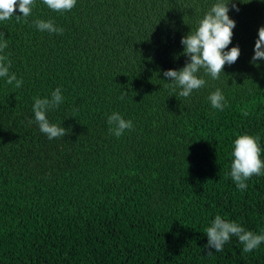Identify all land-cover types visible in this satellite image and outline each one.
<instances>
[{
    "label": "trees",
    "instance_id": "trees-1",
    "mask_svg": "<svg viewBox=\"0 0 264 264\" xmlns=\"http://www.w3.org/2000/svg\"><path fill=\"white\" fill-rule=\"evenodd\" d=\"M245 2L229 4L239 58L219 79L201 69L187 98L163 73L185 66L181 39L216 0H77L66 12L35 0L30 16L0 21V54L23 80L0 77V264H264V242L205 247L216 215L264 234V174L244 191L230 176L240 134L259 138L264 160V60L251 62L264 0ZM58 87L46 116L68 132L48 139L32 106ZM112 112L133 124L119 138Z\"/></svg>",
    "mask_w": 264,
    "mask_h": 264
},
{
    "label": "clouds",
    "instance_id": "clouds-1",
    "mask_svg": "<svg viewBox=\"0 0 264 264\" xmlns=\"http://www.w3.org/2000/svg\"><path fill=\"white\" fill-rule=\"evenodd\" d=\"M76 2L77 0H43L49 9L56 12L71 11L76 6ZM237 2L246 3L245 0H216V3L197 21V28L194 31L190 30L182 37L181 44L184 46L182 54L189 58L188 61L179 70L169 69L163 73L164 77L171 81L169 86L173 90L177 87L181 89L178 93L180 97L187 98L194 90L204 87L205 80L197 75L201 69L213 79H219L220 73H224L225 65H231L239 58V46H233L230 49L228 47L232 43L233 29L236 26L235 20L229 16V4L231 3L232 8L239 11ZM34 3L35 0H0V21L9 20L13 16L19 21L22 17L30 16ZM17 7L22 15L15 14ZM33 23L41 32L63 33V29L56 27L52 20L37 19ZM0 36L4 34L0 33ZM7 47V39L0 40V53H3ZM258 60H264V26L258 29V39L255 42L251 62L255 63ZM10 67L11 61L8 56L0 54V77H6L7 84L12 85L15 82L14 86L20 88L23 80L17 79L15 73L9 74ZM208 99L213 108L223 109L225 97L220 89L212 92ZM63 101L64 97L59 87L51 93V99L34 98L32 111L35 121L48 139L63 137L68 132L62 126L50 123L46 116L49 109L58 107ZM107 122L110 125L109 132L118 138L126 129L133 128L132 121L125 120L118 112H112L107 117ZM261 152L258 137L240 134L234 140L230 176L239 190H246L245 181L252 176L264 174V160L261 159ZM205 234L208 237L205 247L214 248L216 252L223 251L224 244L230 240L231 236L238 238L245 253L252 252L264 242V234L245 230L234 221L222 219L220 215L215 216L211 226L205 229ZM212 254L213 252L209 251L207 255Z\"/></svg>",
    "mask_w": 264,
    "mask_h": 264
}]
</instances>
